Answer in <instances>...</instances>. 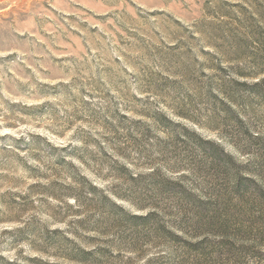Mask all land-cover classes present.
Returning a JSON list of instances; mask_svg holds the SVG:
<instances>
[{
  "label": "rangeland",
  "instance_id": "1",
  "mask_svg": "<svg viewBox=\"0 0 264 264\" xmlns=\"http://www.w3.org/2000/svg\"><path fill=\"white\" fill-rule=\"evenodd\" d=\"M183 130L264 177V0H0V264L96 247L106 264L167 261L161 244L131 253L104 198L169 214L145 176L224 189Z\"/></svg>",
  "mask_w": 264,
  "mask_h": 264
},
{
  "label": "trees",
  "instance_id": "2",
  "mask_svg": "<svg viewBox=\"0 0 264 264\" xmlns=\"http://www.w3.org/2000/svg\"><path fill=\"white\" fill-rule=\"evenodd\" d=\"M183 131L198 143L203 154L201 161L211 156L215 163L223 165L226 187L196 194L172 179L157 178L155 174L145 176L153 186L154 197L149 200L153 201L162 193L176 201L178 211L169 214L151 205L138 207L145 211L142 215L131 214L104 198L111 212L132 230L128 250L133 253L142 241L167 246L171 256L161 264H246L253 250L264 256L263 174L253 176L248 166L239 164L218 144ZM254 141L260 144L258 137ZM131 180L136 181L132 177ZM92 192L96 194L97 190L92 188ZM109 255L106 248L96 247L90 251L76 248L69 259L77 264H106Z\"/></svg>",
  "mask_w": 264,
  "mask_h": 264
}]
</instances>
